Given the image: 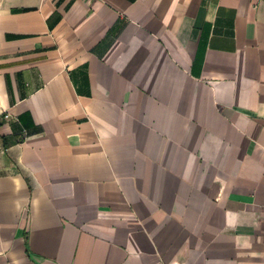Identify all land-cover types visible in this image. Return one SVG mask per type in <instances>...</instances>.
Instances as JSON below:
<instances>
[{
    "label": "crops",
    "instance_id": "1",
    "mask_svg": "<svg viewBox=\"0 0 264 264\" xmlns=\"http://www.w3.org/2000/svg\"><path fill=\"white\" fill-rule=\"evenodd\" d=\"M0 264H264V0H0Z\"/></svg>",
    "mask_w": 264,
    "mask_h": 264
},
{
    "label": "built area",
    "instance_id": "2",
    "mask_svg": "<svg viewBox=\"0 0 264 264\" xmlns=\"http://www.w3.org/2000/svg\"><path fill=\"white\" fill-rule=\"evenodd\" d=\"M4 117H5L6 119H8V118L10 117V115H9V114H6Z\"/></svg>",
    "mask_w": 264,
    "mask_h": 264
}]
</instances>
